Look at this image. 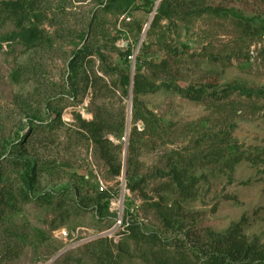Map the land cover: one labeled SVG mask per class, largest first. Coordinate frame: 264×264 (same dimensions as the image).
<instances>
[{"label":"rangeland","instance_id":"374dc122","mask_svg":"<svg viewBox=\"0 0 264 264\" xmlns=\"http://www.w3.org/2000/svg\"><path fill=\"white\" fill-rule=\"evenodd\" d=\"M202 1L226 11L155 22V10L138 1L123 11L122 1L109 9L108 0H0V264H93L96 249L88 245L102 238L116 255L124 239L119 218L163 231L152 208L161 199L181 205L192 230L221 233L241 223L248 240L264 245V163L255 159L264 148V0ZM11 2L22 6L21 26L7 18ZM83 48L89 51L74 74L70 62ZM162 60L170 80L152 76L149 63ZM113 67L158 87L140 101L160 121L165 144L138 146L134 192L122 173L112 175L82 124H102L126 169L132 94L116 88ZM177 88L205 92L191 101ZM26 171L33 177L28 202L21 194ZM171 171L198 181L189 187L192 198L169 193L171 177L160 174ZM97 193L111 196L100 213ZM119 256L120 264H144Z\"/></svg>","mask_w":264,"mask_h":264},{"label":"trees","instance_id":"16d2710c","mask_svg":"<svg viewBox=\"0 0 264 264\" xmlns=\"http://www.w3.org/2000/svg\"><path fill=\"white\" fill-rule=\"evenodd\" d=\"M121 1L123 11L127 10L136 1L139 2V6L142 5L150 8V11L155 10V22L161 18H169L172 15L200 16L203 14H220L226 11V9L206 4L202 0H196L193 7H187V5H182L175 0H108L106 4L107 8L110 9L112 6H117ZM21 7L18 2L4 4V10L8 13L7 18L9 20L19 21V26H21V23L17 13L21 10ZM155 7L156 9H154ZM37 33L34 29L28 30V34L34 38H36ZM88 51L89 49L87 48L79 49L74 55L69 66L72 73H76L81 56ZM130 56L127 54L125 60ZM149 67L153 77L170 80L171 73L166 60H162L158 64L151 62L149 63ZM109 73L116 76V88L118 85V89H120L123 97H127L129 91L132 94L131 114L132 124L134 126L127 137V153L129 157L125 169V178L127 180L126 188L134 192L137 190V184L133 181L131 159L136 155L138 146L145 140L152 147L165 144L164 131L160 125V121L140 101L141 96L154 93L158 87L149 78L139 72L131 76L130 73L113 67L109 69ZM213 87L209 86L207 88ZM175 90L179 95L191 101L201 100L205 92L204 88H200L199 90L177 88ZM235 90H238L241 94H252V92H249V89H243L241 87H234L232 89V91ZM76 93L74 95L75 97ZM138 122L142 124L140 130L136 127V123ZM82 124L86 131L91 133L93 142L100 150L101 159L109 167L112 175L119 177L123 168L117 156L121 153V146L114 145L108 138H103L101 135L104 130L102 124H96L93 121L90 123L82 122ZM243 158V154H239L230 160L236 164ZM247 158L249 161H253V158L249 156ZM255 159L262 160L264 163V148L256 155ZM165 176L171 177V185L173 187L169 191L170 194L184 200L193 197V192L189 187H193L198 182L196 179L189 178V181L187 179L184 182L183 177L176 171H171L167 175L160 174L161 178ZM1 178L0 175V181ZM22 181L24 189L21 192L22 198L25 202H28L29 193L33 185V177L28 175L26 171L22 176ZM110 197L106 193L96 194L93 201L97 212L100 213L102 209L106 208V204L101 206L100 203L108 200ZM162 202H164V199L152 205V208L161 220L162 232L147 231L137 220L131 216L127 219L125 215L122 219L123 227L120 233L124 236V239L116 247L118 254H113L111 241H107L106 238L98 239L88 245L95 246L94 249H96V251L91 253L92 260H94L93 264H120V254L129 258H137L144 264H264V245L248 240L242 234L241 223L231 224L221 233H216L208 229L202 231L192 230V228L187 227L188 223L185 221L189 219V215L185 213L181 205L177 204L174 207ZM129 207L127 205V212ZM168 234L170 236H167ZM77 262V264H87L82 260Z\"/></svg>","mask_w":264,"mask_h":264},{"label":"built area","instance_id":"2783aa9c","mask_svg":"<svg viewBox=\"0 0 264 264\" xmlns=\"http://www.w3.org/2000/svg\"><path fill=\"white\" fill-rule=\"evenodd\" d=\"M99 190H100V192H104L105 188H103L102 184H101V187H99ZM116 208H119V204L116 206ZM116 226L117 227L119 226V228H121V230H122L123 222H122V220L120 218L118 219V221L116 223Z\"/></svg>","mask_w":264,"mask_h":264},{"label":"water","instance_id":"95a60500","mask_svg":"<svg viewBox=\"0 0 264 264\" xmlns=\"http://www.w3.org/2000/svg\"><path fill=\"white\" fill-rule=\"evenodd\" d=\"M159 1H160V0H159ZM158 3H159V2H158ZM157 5H158V4H157ZM129 132H130V130H129V128H128V129H127V134H128V135H129ZM128 135H127V136H128ZM121 173H122V176L124 177V176H125V168H124V167L122 168V172H121Z\"/></svg>","mask_w":264,"mask_h":264}]
</instances>
